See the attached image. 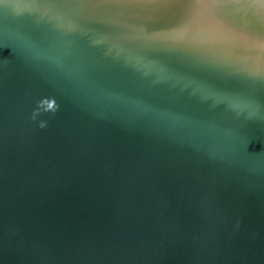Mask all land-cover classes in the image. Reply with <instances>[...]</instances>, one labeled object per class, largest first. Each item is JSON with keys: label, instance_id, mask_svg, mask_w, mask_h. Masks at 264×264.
I'll list each match as a JSON object with an SVG mask.
<instances>
[{"label": "water", "instance_id": "obj_1", "mask_svg": "<svg viewBox=\"0 0 264 264\" xmlns=\"http://www.w3.org/2000/svg\"><path fill=\"white\" fill-rule=\"evenodd\" d=\"M264 0H0V264H264Z\"/></svg>", "mask_w": 264, "mask_h": 264}, {"label": "snow or ice", "instance_id": "obj_2", "mask_svg": "<svg viewBox=\"0 0 264 264\" xmlns=\"http://www.w3.org/2000/svg\"><path fill=\"white\" fill-rule=\"evenodd\" d=\"M162 2H166L168 4H174L178 6H184L185 0H162ZM250 74L254 77L264 79V67H261L259 70L253 71Z\"/></svg>", "mask_w": 264, "mask_h": 264}]
</instances>
